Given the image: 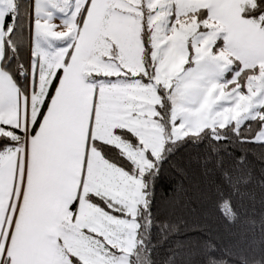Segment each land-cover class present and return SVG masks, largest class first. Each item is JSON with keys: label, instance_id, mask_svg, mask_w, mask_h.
<instances>
[{"label": "snow or ice", "instance_id": "6c2138e0", "mask_svg": "<svg viewBox=\"0 0 264 264\" xmlns=\"http://www.w3.org/2000/svg\"><path fill=\"white\" fill-rule=\"evenodd\" d=\"M187 146L222 177L225 224L255 230L264 0H0V264H155L157 233L182 231L166 264H264V214L259 246L157 225L156 181Z\"/></svg>", "mask_w": 264, "mask_h": 264}, {"label": "trees", "instance_id": "16d2710c", "mask_svg": "<svg viewBox=\"0 0 264 264\" xmlns=\"http://www.w3.org/2000/svg\"><path fill=\"white\" fill-rule=\"evenodd\" d=\"M203 153V147L187 146L164 166L154 191L153 213L158 218L157 225L168 221L182 226L196 225L202 237L210 238L221 247L232 243L237 234L247 232L259 246V219L264 214L260 188V178L264 176V160L260 158V149L253 147L247 156L253 180L250 187L251 198L245 199L244 211L257 221L253 231H249L244 224L231 228L225 224L216 208L218 191L224 188L222 177L218 172L205 169ZM191 234L182 231L164 240L158 232L160 242L152 255L155 264H166L176 242L187 240Z\"/></svg>", "mask_w": 264, "mask_h": 264}, {"label": "rangeland", "instance_id": "374dc122", "mask_svg": "<svg viewBox=\"0 0 264 264\" xmlns=\"http://www.w3.org/2000/svg\"><path fill=\"white\" fill-rule=\"evenodd\" d=\"M26 57H27V51L25 52V54H24Z\"/></svg>", "mask_w": 264, "mask_h": 264}]
</instances>
